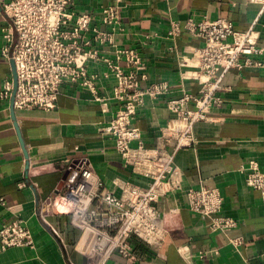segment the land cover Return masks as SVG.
Segmentation results:
<instances>
[{
	"label": "crops",
	"instance_id": "0c3cea01",
	"mask_svg": "<svg viewBox=\"0 0 264 264\" xmlns=\"http://www.w3.org/2000/svg\"><path fill=\"white\" fill-rule=\"evenodd\" d=\"M0 0V49L5 43L6 19ZM109 5L119 7L122 30L113 44L98 49L100 59L87 71L97 76L95 86L102 102L86 89L64 86L54 110H12L0 100V226L22 221L31 231L33 246L0 249V264H69L83 261L93 240L70 224L69 206L55 190L67 178V164L88 160L111 192L115 182L129 178L114 143L106 132L119 109L112 99L114 79L105 60L117 48H133L141 56L142 73L149 82H166L176 96L181 89L197 94L202 76L195 49L202 41L182 34L167 37L169 22L183 23L191 15L226 18L235 29L245 30L258 15V6L245 0H77L76 8L94 16ZM256 30L264 43V12ZM121 63H123L121 61ZM12 80L10 61L0 55V86ZM220 106L209 110L210 121L194 127L195 143L179 150L175 162L184 188L200 184L218 188L222 212L238 222L229 232L211 231L209 220L189 212L180 193L157 202L168 230L165 241L150 252H138L136 262L113 257L106 264H264V201L244 184L240 167L249 160L264 172V69L231 71L222 82ZM133 124L147 147L155 146L162 128L181 130L167 109L166 98H146ZM52 201L49 221L58 229L69 257L58 239L38 217L41 201ZM240 238L241 245L231 240Z\"/></svg>",
	"mask_w": 264,
	"mask_h": 264
},
{
	"label": "built area",
	"instance_id": "2783aa9c",
	"mask_svg": "<svg viewBox=\"0 0 264 264\" xmlns=\"http://www.w3.org/2000/svg\"><path fill=\"white\" fill-rule=\"evenodd\" d=\"M1 1L7 23L0 55L13 62L16 85L14 89L13 80H5L0 86V100L12 98L17 111L49 112L55 109L62 88L75 85L88 90L96 101H103L95 86L97 76L87 71V65L100 59L98 49L112 45L115 34L122 30L117 5L102 8L99 22L94 24L91 13L76 8L77 0ZM245 3L258 6L257 17L245 30L235 29L226 18L209 19L206 15H191L183 23L169 22L166 34L171 40L188 34L202 41L195 49L202 76L197 94L181 89L168 98L169 85L148 81L142 73L143 60L133 48H117L115 57L105 60L115 81L112 99L119 105L106 132L130 176L115 182V193L88 160L67 164V178L55 195L69 206L71 226L81 233H93L83 261L68 258L69 264H106L115 256L133 263L138 252L159 248L168 230L157 202L174 193L182 194L189 212L209 220L211 231L229 232L237 227L238 222L222 212L218 188L204 184L184 188L175 156L195 143L194 127L209 122V110L223 103L219 93L225 89L222 82L227 73L264 69V43L256 30L264 0ZM146 98H166L167 109L183 123L181 130L162 128L153 147L141 141L140 131L133 124ZM240 171L244 184L264 201V172L258 163L249 160ZM52 214V201H41L38 217L69 257L68 246L49 221ZM231 243L239 246L241 239ZM32 246L33 236L22 221L0 226L1 250Z\"/></svg>",
	"mask_w": 264,
	"mask_h": 264
},
{
	"label": "water",
	"instance_id": "95a60500",
	"mask_svg": "<svg viewBox=\"0 0 264 264\" xmlns=\"http://www.w3.org/2000/svg\"><path fill=\"white\" fill-rule=\"evenodd\" d=\"M10 64H11V71H12V80H13V84H14V89H15V85H16V74H15V68H14V65H13V62L10 61ZM14 92V90H13ZM11 108L13 110V107H12V98H11Z\"/></svg>",
	"mask_w": 264,
	"mask_h": 264
}]
</instances>
